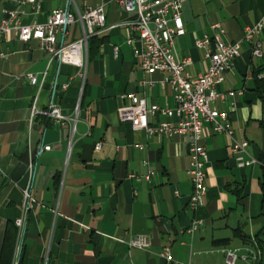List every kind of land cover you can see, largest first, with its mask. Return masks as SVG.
Returning a JSON list of instances; mask_svg holds the SVG:
<instances>
[{
	"label": "crops",
	"instance_id": "0c3cea01",
	"mask_svg": "<svg viewBox=\"0 0 264 264\" xmlns=\"http://www.w3.org/2000/svg\"><path fill=\"white\" fill-rule=\"evenodd\" d=\"M69 1L81 13L103 4L107 10V30L98 35L105 41L88 46L82 69L50 63L36 40L0 35V264L3 252L15 264L19 244V264H226L224 249L248 258L236 264H255L258 237L264 239L263 166L239 167L227 135L205 125L208 193L206 204L192 210L189 136H148L120 119L118 110L130 94L144 97L148 106L176 107L172 88L162 85L167 74L144 73L126 44L133 15L110 0H0V19L11 11L22 25H44ZM263 17L264 0H189L183 10L187 34L175 40L179 57L193 59L186 70L192 78L208 68L195 41L214 34L213 24H222L227 41L241 44L219 87L236 95L212 108L229 114L234 138L249 142L247 157L255 160L264 156V102L255 91L256 73L264 67V34L255 38L263 45L256 57L244 31ZM81 36V24H73L65 42ZM50 105L61 110L63 121L48 116ZM161 123L177 127L178 120L157 115L153 126ZM22 217L26 229L20 237L16 221ZM196 222L201 224L191 232ZM138 237L147 239V249L130 246ZM166 248L170 262L163 257Z\"/></svg>",
	"mask_w": 264,
	"mask_h": 264
},
{
	"label": "built area",
	"instance_id": "2783aa9c",
	"mask_svg": "<svg viewBox=\"0 0 264 264\" xmlns=\"http://www.w3.org/2000/svg\"><path fill=\"white\" fill-rule=\"evenodd\" d=\"M37 0H25L34 4ZM189 0H110L113 3L133 15V20L127 23L131 35L127 37L126 44L132 49L134 58L139 68L146 74L166 73L162 85L170 86L173 90L176 107L169 109L157 105L148 106L144 97L130 94L125 98L128 104L118 110L120 119L131 125L133 131H145L148 136L166 135L174 137L177 134H185L190 138V170L193 184V193L189 200V207L196 210L206 204L208 188L206 185V166L209 160L208 153L202 144V134L205 125H211L215 133H223L231 140L230 152L241 168L261 164L260 160L250 159L247 156L249 142H238L234 138V132L230 126L228 113H221L212 108L218 100H225L235 96V92L222 93L219 87L225 81V75L234 68L235 60L239 57L241 44L226 40V30L220 23L212 25L214 34L206 36L203 40L195 41V46L205 52V58L209 61L206 72L197 78H192L187 68L192 65L193 59H181L176 51L175 40L187 34L183 21L184 5ZM106 5L87 8L81 13L73 1L65 10L53 11L46 24L26 26L20 23L18 14L8 11L3 19H0V35L16 34L19 41L28 43L38 41L46 51L50 63L57 60L60 64L72 65L84 68L88 59L89 38L98 36L107 30ZM80 23L82 36L69 44L65 39L73 24ZM264 34V17L254 25L246 27L244 39L253 46V55L261 57L263 45L255 41V38ZM115 56L119 50L115 48ZM4 55L0 54V57ZM27 79L35 84L36 79L28 74ZM144 88L147 83H142ZM67 86L65 87V89ZM77 108V112H78ZM37 110L34 106L31 111V120L36 117ZM48 116L61 122L65 119L61 110L50 105ZM165 116L178 120L177 127L170 123H161L153 126V119L157 116ZM101 143L95 147L101 149ZM51 147H45L49 151ZM37 166H30L31 184L24 192L27 206L30 205L31 188ZM151 174L145 179L149 181ZM196 222L192 225L191 232L197 230ZM16 226L20 237H23L26 229V217L19 218ZM130 246L137 249H147L148 242L145 237H138L130 242ZM22 245L18 246V255L15 264L20 263ZM226 264H236L241 258L236 251L224 249ZM163 257L170 262L171 252L166 248ZM259 257V254L256 256ZM258 260V259H257Z\"/></svg>",
	"mask_w": 264,
	"mask_h": 264
},
{
	"label": "trees",
	"instance_id": "16d2710c",
	"mask_svg": "<svg viewBox=\"0 0 264 264\" xmlns=\"http://www.w3.org/2000/svg\"><path fill=\"white\" fill-rule=\"evenodd\" d=\"M105 41V38H99V36H94L89 38V48L91 43H102ZM255 91L257 92L258 96L263 100L264 102V67L259 69L256 73L255 77ZM260 162L264 164V156L260 158ZM264 170V165H263ZM262 187L264 189V171H263V179H262ZM239 194V192H237ZM240 233H242L240 231ZM257 246L260 250L258 260L255 264H264V239H260L258 237ZM1 264H10V255H4L2 256Z\"/></svg>",
	"mask_w": 264,
	"mask_h": 264
},
{
	"label": "rangeland",
	"instance_id": "374dc122",
	"mask_svg": "<svg viewBox=\"0 0 264 264\" xmlns=\"http://www.w3.org/2000/svg\"><path fill=\"white\" fill-rule=\"evenodd\" d=\"M196 47V46H195Z\"/></svg>",
	"mask_w": 264,
	"mask_h": 264
}]
</instances>
